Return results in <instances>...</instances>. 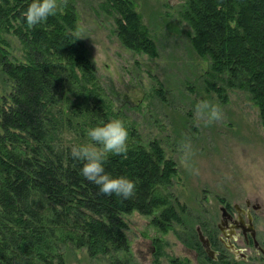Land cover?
<instances>
[{
  "label": "trees",
  "instance_id": "obj_1",
  "mask_svg": "<svg viewBox=\"0 0 264 264\" xmlns=\"http://www.w3.org/2000/svg\"><path fill=\"white\" fill-rule=\"evenodd\" d=\"M29 2L0 0V71L13 84L10 101L0 99V264H65L64 241L87 246L90 255L110 248L128 252L120 215L150 212L151 207L143 209L134 201L147 200L155 187L169 184L171 172L161 173L162 149L153 141L149 149L137 146L128 159L109 155L106 171L136 183L135 194L128 199L100 193L80 173L82 162L71 150H63L59 143L54 150L50 136L53 132L58 136L61 124L75 137L72 147L78 144V133L110 120L112 100L94 76L85 45L69 41L75 40L76 30L73 0L35 27L23 18ZM184 3L183 17L192 29L191 47L209 62L206 90L223 103L227 89L248 93L264 128V0ZM104 4L116 15L122 45L153 56L157 47L131 2L104 0ZM2 33L18 38L25 63L7 60L2 47L9 44ZM65 85L67 91L74 87L71 92L82 99L58 112L54 105L64 103ZM21 147L28 151L23 153ZM73 216L82 219L84 227L64 235V222L72 220L75 226Z\"/></svg>",
  "mask_w": 264,
  "mask_h": 264
},
{
  "label": "rangeland",
  "instance_id": "obj_2",
  "mask_svg": "<svg viewBox=\"0 0 264 264\" xmlns=\"http://www.w3.org/2000/svg\"><path fill=\"white\" fill-rule=\"evenodd\" d=\"M126 1L140 14L157 47L153 56L150 51L132 52L122 45L116 15L108 11L104 0H73L76 30L75 40L69 41L85 45L94 76L112 100L110 120L119 118L128 127V153L118 156L134 155L137 146L149 149L158 141L161 173L171 172L169 184L155 187L158 192L153 190L147 200L134 201L143 209L151 207L150 212L120 215L128 252L110 248L90 255L87 246L64 241L61 254L65 264H197L189 249L196 246V228L204 230L218 220L221 201L258 198L264 210V128L248 93L227 89L228 99L223 103L206 90L209 62L191 47L192 29L183 17L184 0ZM1 36L9 44L2 47L7 60L25 63L18 38L12 33ZM66 89L67 85L62 91L65 101L54 105L55 111L64 112L75 101L74 87L73 92ZM12 92V81L0 71V99L9 102ZM80 99L77 95L76 100ZM203 99L218 103L223 118L206 123L195 111ZM58 112L54 116L60 119ZM53 134L55 151L58 143L63 150H71L75 137L69 128L61 124L58 136ZM77 135L78 144L88 142L85 132ZM182 141L190 144L188 163ZM73 221L75 226L72 220L64 222V235L84 227L77 216Z\"/></svg>",
  "mask_w": 264,
  "mask_h": 264
},
{
  "label": "clouds",
  "instance_id": "obj_3",
  "mask_svg": "<svg viewBox=\"0 0 264 264\" xmlns=\"http://www.w3.org/2000/svg\"><path fill=\"white\" fill-rule=\"evenodd\" d=\"M66 4L67 0H30L23 18L29 27H35L56 15ZM195 111L206 123L223 118L221 106L208 99L199 101L195 105ZM85 135L87 143L76 144L71 148L72 156L82 162L80 173L96 184L99 192L106 196L115 194L123 199L132 197L136 191L135 181L124 175H113L105 167L110 154L126 156L128 153L129 131L124 121L119 118L101 120L88 127ZM181 147L185 163H188L191 157L190 144L182 141Z\"/></svg>",
  "mask_w": 264,
  "mask_h": 264
},
{
  "label": "flooded vegetation",
  "instance_id": "obj_4",
  "mask_svg": "<svg viewBox=\"0 0 264 264\" xmlns=\"http://www.w3.org/2000/svg\"><path fill=\"white\" fill-rule=\"evenodd\" d=\"M219 218L204 230L196 228V246L189 248L197 264H264V210L258 198L221 201ZM199 233L207 249L199 241ZM191 238V237H190Z\"/></svg>",
  "mask_w": 264,
  "mask_h": 264
},
{
  "label": "water",
  "instance_id": "obj_5",
  "mask_svg": "<svg viewBox=\"0 0 264 264\" xmlns=\"http://www.w3.org/2000/svg\"><path fill=\"white\" fill-rule=\"evenodd\" d=\"M199 241L201 242L202 246L207 249V245L205 243L204 238L202 237V235L199 233Z\"/></svg>",
  "mask_w": 264,
  "mask_h": 264
}]
</instances>
